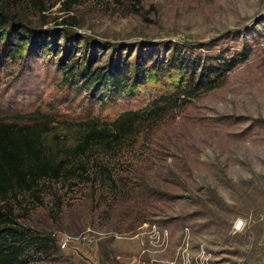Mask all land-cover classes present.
<instances>
[{
  "label": "rangeland",
  "instance_id": "1",
  "mask_svg": "<svg viewBox=\"0 0 264 264\" xmlns=\"http://www.w3.org/2000/svg\"><path fill=\"white\" fill-rule=\"evenodd\" d=\"M0 8L52 32L58 48L32 51L27 32L0 27V117L46 118V152L69 155L71 168L1 201L14 226L48 242L20 264H264V0H2ZM16 41L23 46L10 56ZM65 45L79 68L85 57L93 68L119 53L130 81L142 52L147 79L100 99L99 87L64 79ZM177 52L243 58L218 86L188 95L179 90L189 71L164 68ZM150 109L111 147L73 154L91 121Z\"/></svg>",
  "mask_w": 264,
  "mask_h": 264
},
{
  "label": "trees",
  "instance_id": "2",
  "mask_svg": "<svg viewBox=\"0 0 264 264\" xmlns=\"http://www.w3.org/2000/svg\"><path fill=\"white\" fill-rule=\"evenodd\" d=\"M135 2L138 3L139 0ZM9 24L14 37L16 32H27L32 51L53 52L58 49L52 32L44 33L28 28L14 20V17L5 14L0 8V27ZM13 45L8 49L10 56H14L23 46V42L16 41ZM63 50L64 54L57 64L63 65L65 69L64 79L69 83L72 82V87L77 89L79 79L82 80L85 88L99 87V92L102 91L100 99L105 97L111 100L129 95L133 87L145 83L147 79L146 60L142 52L135 55L133 77L130 81L128 62L125 58H121L119 53L112 55L105 66L93 68L91 65L94 62L91 57H85V63L79 68L76 61L67 62L74 56L70 46L65 45ZM58 52L61 53V50ZM221 57L218 55H209L204 58L191 57L184 52H177L166 62L164 68L168 65L174 66L175 63L179 71L183 70V74L189 71L187 84L185 83L179 91L190 95L218 86L225 73L243 58L241 55ZM152 62L160 70L163 69L161 64H155V60ZM153 110L123 112L108 123L99 124L97 121H91L82 131L81 139L72 148L73 154L84 153L92 144L97 143L111 147L131 131L139 120L147 116L149 111ZM6 119V117H0V264H20L28 250L43 251L48 247V242L45 237L37 235L29 228L14 226V222L2 211L1 201L16 192L31 191L42 180L58 179L64 176L71 169L68 165L70 156L60 152H46V144L42 136L46 118L33 121L31 124H18L8 122ZM29 119L32 121L34 118L31 116Z\"/></svg>",
  "mask_w": 264,
  "mask_h": 264
}]
</instances>
